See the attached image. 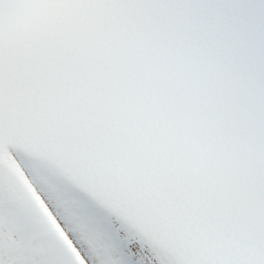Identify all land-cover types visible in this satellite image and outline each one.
Instances as JSON below:
<instances>
[{
    "label": "snow or ice",
    "instance_id": "1",
    "mask_svg": "<svg viewBox=\"0 0 264 264\" xmlns=\"http://www.w3.org/2000/svg\"><path fill=\"white\" fill-rule=\"evenodd\" d=\"M29 153L148 222L126 264H264V0H0V264H93Z\"/></svg>",
    "mask_w": 264,
    "mask_h": 264
},
{
    "label": "bare ground",
    "instance_id": "2",
    "mask_svg": "<svg viewBox=\"0 0 264 264\" xmlns=\"http://www.w3.org/2000/svg\"><path fill=\"white\" fill-rule=\"evenodd\" d=\"M30 171L32 172V176L35 179V182L41 185V188L44 191H46L45 189L46 187L47 189H49V191H52V192L56 191V192L62 193L64 191H69L64 187L61 181L55 182L53 180V175L51 174L52 173L51 170L46 172V171L38 170L37 167H32ZM49 200H51L52 204L55 207L57 206V202L53 200L51 197L49 198ZM77 204L79 206L81 205L80 200L79 201L77 200ZM59 214L61 215L60 212ZM95 214L96 213L94 211H91L88 208L83 209V211L80 212V215L79 213L76 214V218H78V224H79L78 231L80 230L78 234V238L85 239L86 237H83L85 233H87L89 237H92L93 246H91L92 247L91 249L87 247L86 251H88L89 255L93 257V264H112L113 262H111L112 261L111 252L113 251L116 257L119 258L118 261L121 262L120 264L124 263V256L122 254V250L119 249V238H117L113 233H111V231L109 232L108 230L106 231L104 227H102V225H101L102 227L101 228L99 225L93 224V221L95 219H98V220L100 219L99 217H96ZM63 219L65 218L63 217ZM67 223H68V220H67ZM98 229H100V231L102 232V235L106 238L105 239L106 244L104 242H100L99 238L97 237ZM102 254H105V255H102Z\"/></svg>",
    "mask_w": 264,
    "mask_h": 264
}]
</instances>
